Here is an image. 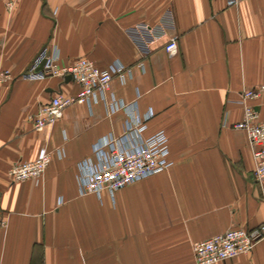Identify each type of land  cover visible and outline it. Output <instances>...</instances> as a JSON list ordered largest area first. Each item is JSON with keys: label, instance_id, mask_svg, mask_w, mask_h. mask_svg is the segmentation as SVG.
<instances>
[{"label": "crops", "instance_id": "obj_1", "mask_svg": "<svg viewBox=\"0 0 264 264\" xmlns=\"http://www.w3.org/2000/svg\"><path fill=\"white\" fill-rule=\"evenodd\" d=\"M0 0V65L17 78L0 86V264H196L195 247L264 222V181L242 120L239 93L264 86V0ZM150 26L166 36L143 57ZM178 37V52L164 46ZM59 66L88 58L133 69L112 92L140 115L146 136L165 131L173 166L114 194L80 195L82 163L96 144L119 136L127 112L73 105L37 132L30 117L52 97L75 95L72 80L22 78L45 50ZM143 63V67L139 64ZM264 119V91L250 103ZM43 148L53 159L39 179L8 171ZM218 264H264V239L249 255Z\"/></svg>", "mask_w": 264, "mask_h": 264}, {"label": "built area", "instance_id": "obj_2", "mask_svg": "<svg viewBox=\"0 0 264 264\" xmlns=\"http://www.w3.org/2000/svg\"><path fill=\"white\" fill-rule=\"evenodd\" d=\"M23 0H6L8 11ZM49 2L52 0H42ZM228 7H236L241 0H226ZM138 33L146 35L137 41L141 55L145 58L154 52L156 43L166 36H157L150 26H138ZM165 51L174 56L177 54L178 37L168 39L164 46ZM45 62L41 71V64ZM57 51H43L33 67L22 78L33 80L46 77L65 80L71 76L78 85L75 95L59 94L42 105L37 113L30 117L33 129L43 132L53 127L63 116L64 111L73 105H88L104 103L108 115L127 112L128 118L121 135H110L96 144L93 149V158L85 160L81 165L79 177V191L81 196L89 194L100 195L102 191L114 194L127 186L148 179L157 174L168 171L173 166L171 160L170 140L165 131H159L146 136L148 122L154 113L140 115L137 102L127 104L123 99L112 92V82L118 79L126 84L133 77V69L120 63H114L107 68H100L88 58L78 59L74 64L59 66ZM139 67L144 68L140 63ZM13 73L0 65V86L16 81ZM264 86L258 90H244L239 93L238 104L242 106V120L235 124V128L244 131L253 151L256 169L254 177L258 182L264 181V119L258 110L250 103L257 99ZM53 159V153L43 148L37 157L29 162L15 164L8 171L13 182H24L29 179L41 178ZM6 223L0 220V227ZM264 239V222L256 229L245 230L236 228L226 233L216 235L201 242L195 247L196 264H218L235 259L241 255H249L255 246Z\"/></svg>", "mask_w": 264, "mask_h": 264}, {"label": "water", "instance_id": "obj_3", "mask_svg": "<svg viewBox=\"0 0 264 264\" xmlns=\"http://www.w3.org/2000/svg\"><path fill=\"white\" fill-rule=\"evenodd\" d=\"M44 64H45V62H43V63L41 64V66L39 67L38 71H41V70L43 69ZM66 80H67V81L72 80L71 76L66 77Z\"/></svg>", "mask_w": 264, "mask_h": 264}]
</instances>
